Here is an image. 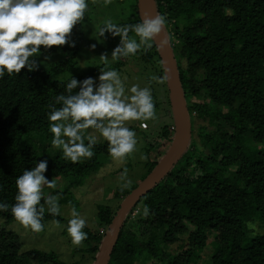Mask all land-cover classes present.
<instances>
[{
  "label": "trees",
  "instance_id": "trees-1",
  "mask_svg": "<svg viewBox=\"0 0 264 264\" xmlns=\"http://www.w3.org/2000/svg\"><path fill=\"white\" fill-rule=\"evenodd\" d=\"M153 1L156 15L166 18L162 32L176 62L190 139L170 170L127 212L107 264H197L206 251L207 264H264V0ZM133 3L136 18L121 25L141 22L137 1ZM141 58L158 63L162 74L154 43L141 51ZM103 70L96 67L75 78ZM67 81L52 80L42 69L24 68L0 78V202L9 205L0 211L4 223L18 222L11 213L15 180L36 162L48 161L47 179H70L62 190L49 194L58 196L59 205L76 208L72 190L110 157L106 141L96 143L90 159L77 163L59 155L42 159L30 142L35 134L49 132L50 106L60 107L55 97L67 94ZM172 125H164L152 139L154 149L160 145L165 150L151 158L154 149L148 145L143 176L130 188L115 191L116 198L123 201L165 155ZM119 205L115 210L97 206L102 234L83 229V242L90 243L83 253L91 264ZM135 211L138 216L130 222ZM48 221L63 218L46 210L41 223ZM21 248L15 232L0 229V264H82L63 262L53 252Z\"/></svg>",
  "mask_w": 264,
  "mask_h": 264
},
{
  "label": "clouds",
  "instance_id": "clouds-1",
  "mask_svg": "<svg viewBox=\"0 0 264 264\" xmlns=\"http://www.w3.org/2000/svg\"><path fill=\"white\" fill-rule=\"evenodd\" d=\"M88 7V0H0V78L5 73L18 74L22 68L37 70V58L44 54V59L48 60L50 53H45L52 46L74 47L72 30L83 21ZM165 24L163 15H145L135 25H121L107 19L99 25L97 37L104 38L106 32L111 37H119L110 54L115 62L121 57L147 51L153 42L158 41L159 46L166 45L167 40L160 38ZM130 31L138 39L130 37ZM90 47L94 49L96 45ZM108 57L106 53L99 55L100 61L105 64ZM151 79L164 83L167 76H153ZM125 80L115 69L101 71L95 80L90 76L82 80L70 76L65 85L67 94L55 97V103L60 107L51 105L47 115L51 146L61 151L64 159L72 163L90 159L100 138L107 142L110 156L121 164L136 151V133L125 122L155 119V105L149 87L138 84L126 86ZM47 165V160H40L15 180L16 195L11 213L21 225L34 232L43 229L41 220L46 210L54 216L60 213L58 196H44L45 188H57L55 180L44 176ZM126 172L125 168L121 173L124 181L121 190L131 185ZM8 208L7 203L0 202V211ZM143 214H149L146 205ZM70 217L67 233L71 242L79 245L87 239V233L83 231L86 220L75 208L71 209Z\"/></svg>",
  "mask_w": 264,
  "mask_h": 264
},
{
  "label": "rangeland",
  "instance_id": "rangeland-1",
  "mask_svg": "<svg viewBox=\"0 0 264 264\" xmlns=\"http://www.w3.org/2000/svg\"><path fill=\"white\" fill-rule=\"evenodd\" d=\"M88 4L89 7L85 12V18L81 23L74 26L71 33V39L75 42V46H52L48 53H45H50L48 60L44 59V54L37 58V69L47 71L52 80L60 82L68 80L70 76L76 77L85 74L96 67H103L105 70L115 69L122 78H126V86L138 84L140 87H149L151 89L156 112L155 119L125 122L128 127H137V129H133L136 133L137 146L136 151L129 155L123 164L114 160L111 156L103 158L100 169L95 174L88 176L81 187L72 190L73 198L77 204L75 209L86 220V228L91 232L96 230L100 232L101 229L98 228L96 218L97 206L103 205L115 210L116 206L121 204L122 200L115 197V191L121 190V185L124 182L121 179V173L125 168L127 169L126 177L131 180L130 187L143 176L147 158L158 157V152L165 150L160 145L154 149L155 143L152 139H155L157 133L164 125L173 124V117L166 81L157 83L151 79L153 76H164L163 72L162 74L160 73L158 63L154 60L143 61L141 51L136 55L121 57L113 62L110 54L112 49L118 44L119 37H111L107 32L104 38L100 39L97 37L99 25L107 19L121 24L136 18L133 0H109V2H106V0H88ZM130 37L138 39L134 33ZM92 44L96 45L94 49L90 47ZM63 47H66L67 50L62 51ZM41 48L43 52V46ZM52 48H56L58 51L54 53ZM102 53L109 55L106 64L99 59V55ZM72 62L73 64H71ZM62 63H70V65L63 68L61 67ZM99 74L100 72L95 73L93 76L94 80ZM140 122L147 124V130L139 128ZM30 139L40 158L50 159L55 155L62 156L61 151L51 146L50 132L41 135L35 134ZM30 142L28 141V143ZM103 142L104 140L100 138L97 143ZM148 145H153L152 149H154L150 157L146 156ZM53 180L57 183L56 189L62 190L67 180L69 181L70 179ZM54 190L45 188L44 195ZM59 206V214L62 216L63 221H48L43 225L44 227L40 232H34L29 227H25L16 221L4 223L0 220V229L15 232L22 244V251L37 249L53 252L61 261L66 263L80 261L82 264H91L90 256L83 253V249L88 248L90 243L82 242L79 245H75L71 242V238L67 233L68 220L71 218V209L74 207L67 204ZM137 216L138 213L135 211L131 216L130 222H134ZM207 261L208 255L206 251L202 254L197 264H207Z\"/></svg>",
  "mask_w": 264,
  "mask_h": 264
},
{
  "label": "water",
  "instance_id": "water-1",
  "mask_svg": "<svg viewBox=\"0 0 264 264\" xmlns=\"http://www.w3.org/2000/svg\"><path fill=\"white\" fill-rule=\"evenodd\" d=\"M136 1L140 21L145 15H156L153 0ZM160 38L166 40L163 32L161 33ZM153 43L159 54L163 74L164 76H167L166 84L169 93V102L174 126L173 139L165 155L160 159L153 170L124 198L119 205V208L115 212L113 220L101 241L93 264L108 263L127 212L153 185L162 179L173 164L181 157L189 143L191 129L190 119L180 87L177 66L173 57L171 46L169 43L164 46H159L158 41Z\"/></svg>",
  "mask_w": 264,
  "mask_h": 264
},
{
  "label": "built area",
  "instance_id": "built-area-1",
  "mask_svg": "<svg viewBox=\"0 0 264 264\" xmlns=\"http://www.w3.org/2000/svg\"><path fill=\"white\" fill-rule=\"evenodd\" d=\"M146 123L145 122H140V124H139V128L141 129V130H147V126L145 127V126H143V125H145ZM147 125V124H146ZM170 130L172 131V132H174V126L172 125L171 127H170ZM103 233V230H100V234H102Z\"/></svg>",
  "mask_w": 264,
  "mask_h": 264
}]
</instances>
